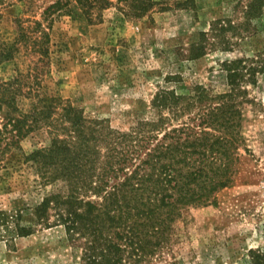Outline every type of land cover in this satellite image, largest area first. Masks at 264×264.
<instances>
[{"label": "rangeland", "instance_id": "374dc122", "mask_svg": "<svg viewBox=\"0 0 264 264\" xmlns=\"http://www.w3.org/2000/svg\"><path fill=\"white\" fill-rule=\"evenodd\" d=\"M55 1L0 3V38L16 45L14 59L0 65V80L17 90L15 105L0 112V128L7 112L29 114L46 101L60 121L58 130L33 124L0 162V264H83L55 211L37 213L66 183L46 182L28 158L56 134L67 138L64 106L97 128L130 132L163 117L172 129L194 123L200 110L233 91L239 140L232 182L208 205L183 209L158 249L123 264H264V0H151L142 14L138 0H69L45 20ZM37 21L50 34L46 42ZM238 59L247 61L246 77L234 87L228 68ZM164 91L193 109L181 116L159 111L155 100Z\"/></svg>", "mask_w": 264, "mask_h": 264}, {"label": "trees", "instance_id": "16d2710c", "mask_svg": "<svg viewBox=\"0 0 264 264\" xmlns=\"http://www.w3.org/2000/svg\"><path fill=\"white\" fill-rule=\"evenodd\" d=\"M92 1L80 3L89 6ZM138 3L139 14L152 5L151 0ZM68 5L69 0L55 1L44 12L45 20ZM36 25L41 28L42 39L48 41L50 34L43 29L44 24L37 21ZM15 50L16 45L9 46L0 38V65L13 60ZM245 62L238 59L228 68L234 87L246 77L242 71L247 69ZM250 74L254 78L256 70ZM14 83L0 80V112L4 105L13 107L17 101ZM234 97V91L220 95L216 105L205 107L191 119L194 123L168 129L160 117L140 123L130 132L114 131L103 123L99 128L91 126L73 106H64L61 115L67 138L56 134L49 147L28 157L46 182L66 183L64 192L44 198L38 215L49 216L51 210L55 211L83 264H123L126 257H147L161 246V236L183 209L208 205L219 189L232 182L236 161L233 149L239 140ZM182 99L164 91L156 97V108H169L175 116H181L193 109V103L181 105ZM52 108L46 101L42 109L35 104L29 114L4 115L0 162L35 127L33 124L44 122L59 129L56 123L60 121L53 117ZM222 128V134L210 130ZM104 147L106 155L102 154ZM90 193L101 199H87Z\"/></svg>", "mask_w": 264, "mask_h": 264}]
</instances>
